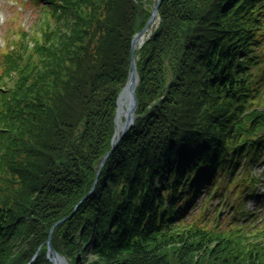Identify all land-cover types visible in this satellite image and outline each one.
Instances as JSON below:
<instances>
[{
  "label": "trees",
  "instance_id": "16d2710c",
  "mask_svg": "<svg viewBox=\"0 0 264 264\" xmlns=\"http://www.w3.org/2000/svg\"><path fill=\"white\" fill-rule=\"evenodd\" d=\"M27 1L36 34L9 26L0 51V264H50L49 239L69 264H264L263 226L240 223L264 154V0H163L136 125L103 168L157 0ZM201 193L218 204L190 218Z\"/></svg>",
  "mask_w": 264,
  "mask_h": 264
},
{
  "label": "rangeland",
  "instance_id": "374dc122",
  "mask_svg": "<svg viewBox=\"0 0 264 264\" xmlns=\"http://www.w3.org/2000/svg\"><path fill=\"white\" fill-rule=\"evenodd\" d=\"M158 2L159 0H157V4L155 6L154 12L158 6ZM43 18L44 16L41 17L39 10L34 9L33 6L30 5L26 0H0V51H2L5 47H7L6 45L9 44L8 36L6 33L9 29V26L13 27L12 29L13 31L21 30L26 34L34 35L36 34L37 27L43 21ZM155 20L157 22L153 25L152 28L149 29V32L147 31L149 33V34L147 33L148 34L147 38L152 34L151 32H153L159 27L160 24L159 12ZM14 35L15 34L12 33V36ZM29 42L31 41L29 40ZM131 52H132V44H131ZM134 60H135V53H134ZM116 117L117 115L115 116V130H116ZM253 169H254L253 176H256L257 179L260 181V183L256 186V188L254 187L253 189L254 191L252 192L251 195H253L254 198H252L251 196L252 199L246 202L245 204L246 215L242 217V221L240 222L241 224H244L248 228L249 227L252 228L251 226L255 224H256L255 226L264 227V154L260 157L259 163H256ZM260 196L261 198L259 199ZM206 198H207V194L205 195L204 193H201L200 196L196 197L195 199L196 202L189 212L190 218L196 216L203 207H206L209 213L214 211L215 206L218 204L219 200L211 199L206 201ZM235 204H236V199L235 197L231 196L230 199L229 198L227 199L225 205L222 208L223 215L221 219L223 220L225 226H230L231 220L234 219L235 217V212L237 210ZM241 211L242 208H240V212ZM236 214L239 215V212H236ZM239 220L240 218L238 219V222ZM263 227H258V228L264 229Z\"/></svg>",
  "mask_w": 264,
  "mask_h": 264
},
{
  "label": "water",
  "instance_id": "95a60500",
  "mask_svg": "<svg viewBox=\"0 0 264 264\" xmlns=\"http://www.w3.org/2000/svg\"><path fill=\"white\" fill-rule=\"evenodd\" d=\"M162 4V0H159L158 6L149 22V24L146 26V28L140 32L132 42V54H131V73L129 75V79L120 93L119 99H118V109H117V117H116V133L114 136V145L110 153L107 155L105 161L110 157L112 152L117 148L118 144L123 140V138L134 128L135 123H136V118H137V110H138V98H137V87L139 84V76L137 72V66L136 62L134 60V53L136 49L141 46L146 38L147 31L149 27L152 25L154 22L156 16L158 15L159 8ZM124 98L127 101V112L124 114V122L122 125H120V121L122 119L119 116L120 109H119V103L120 100ZM104 164V163H103ZM86 199V198H85ZM222 216V213L220 214ZM68 218L63 219L60 221L57 225L67 221ZM56 225V226H57ZM52 233V232H51ZM48 244V257L51 262V264H69L67 260L57 253L51 246L50 240L47 242ZM80 259V256L78 257V261Z\"/></svg>",
  "mask_w": 264,
  "mask_h": 264
},
{
  "label": "bare ground",
  "instance_id": "6f19581e",
  "mask_svg": "<svg viewBox=\"0 0 264 264\" xmlns=\"http://www.w3.org/2000/svg\"><path fill=\"white\" fill-rule=\"evenodd\" d=\"M162 3H163V0H162ZM161 6H162V4H161ZM161 6H160V8H161ZM160 8H159V10H160ZM136 91H137V90H136ZM119 109H120L119 116H120L121 119H123V118H124V114L127 112V101H126L124 98H122V99L120 100V103H119ZM138 109H139V101H138ZM137 112H138V110H137ZM122 124H123V122L120 121V125H122ZM74 214H75V212L73 211V213H72L69 217H67L68 220H69Z\"/></svg>",
  "mask_w": 264,
  "mask_h": 264
}]
</instances>
